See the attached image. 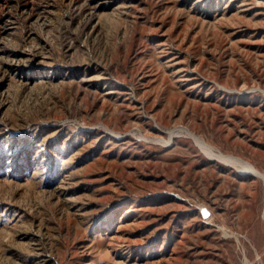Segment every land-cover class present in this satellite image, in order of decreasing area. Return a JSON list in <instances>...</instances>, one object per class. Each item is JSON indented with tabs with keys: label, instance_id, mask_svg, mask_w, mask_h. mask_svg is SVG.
Listing matches in <instances>:
<instances>
[{
	"label": "rangeland",
	"instance_id": "rangeland-1",
	"mask_svg": "<svg viewBox=\"0 0 264 264\" xmlns=\"http://www.w3.org/2000/svg\"><path fill=\"white\" fill-rule=\"evenodd\" d=\"M187 129L264 172V0H0V264H264Z\"/></svg>",
	"mask_w": 264,
	"mask_h": 264
},
{
	"label": "bare ground",
	"instance_id": "bare-ground-1",
	"mask_svg": "<svg viewBox=\"0 0 264 264\" xmlns=\"http://www.w3.org/2000/svg\"><path fill=\"white\" fill-rule=\"evenodd\" d=\"M190 135L194 136L195 143L199 146V148L203 151V153L210 159L218 160L222 163H225L227 165H230L240 172L245 173H253L259 177L262 178L264 181V172L258 169L254 164H252L250 161L245 160L244 158L230 154L225 153L217 148H215L212 144H210L205 138L195 134L191 130H183ZM177 132V131H176ZM173 133H175L173 131Z\"/></svg>",
	"mask_w": 264,
	"mask_h": 264
},
{
	"label": "water",
	"instance_id": "water-1",
	"mask_svg": "<svg viewBox=\"0 0 264 264\" xmlns=\"http://www.w3.org/2000/svg\"><path fill=\"white\" fill-rule=\"evenodd\" d=\"M203 214H204V216H208L209 210L207 208H203Z\"/></svg>",
	"mask_w": 264,
	"mask_h": 264
}]
</instances>
